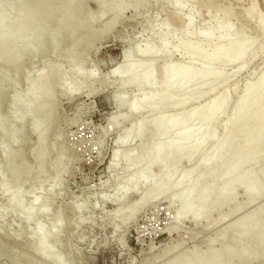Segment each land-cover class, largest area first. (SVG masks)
<instances>
[{"label": "rangeland", "instance_id": "374dc122", "mask_svg": "<svg viewBox=\"0 0 264 264\" xmlns=\"http://www.w3.org/2000/svg\"><path fill=\"white\" fill-rule=\"evenodd\" d=\"M74 1L62 12V0H0V33L5 34L0 39V264H176L184 254L197 252L204 257L209 249L218 253L214 264L219 263L221 250L232 242L230 227L263 208L264 193L222 217L230 205L223 204L211 213L198 211L189 200L172 199V192L178 176L185 172L192 178L204 177L196 188L200 190L223 169L221 162L208 166L205 162L214 154L211 148L220 139L242 91L264 69V35L257 37L252 30L259 19L264 21V0H212L221 10H233L231 31L254 41L255 55L240 72L236 66L224 71L215 66L216 71L224 72V81L202 98L194 94L197 85L208 80L215 85L216 80L200 75L201 79L182 93L181 100L186 103L177 107H159L142 99L160 94L162 67L188 66L191 62L180 54L153 64L132 57L135 47L140 48L137 51L158 47L161 27L182 37L181 22L174 14L175 0H151L146 6H137L132 0ZM120 2L128 8L104 31L114 20L111 8ZM183 6L185 12L190 4ZM252 6L255 13L247 24L244 20ZM101 10L104 13L96 18ZM219 14L221 18L223 14ZM194 17L193 31L208 27L210 16L205 10ZM183 44L188 48L203 44V39L197 36ZM169 46L173 48L175 42ZM200 61L201 57L194 60L197 71L202 68ZM137 64L142 70L154 67L153 78L158 84L152 88L125 84L127 75L124 70L122 76L118 72ZM42 74L46 75L43 92H31ZM222 91L228 93L229 105L208 126L212 138L189 161L182 159L173 167L176 175L166 194L138 205L158 177L135 191L128 180L144 168L143 163L138 168L133 163L134 158L139 160L140 143L149 145L155 139L137 138L134 133L123 144L117 139L131 124L145 128L159 115L167 118L197 110ZM117 97L123 102L117 104ZM133 101L141 107L137 115L128 113ZM116 114L121 117L110 123ZM232 128L230 136L236 130ZM173 135L167 132L161 139L165 142ZM226 148L221 152L228 155ZM128 154L132 157L125 159ZM259 157L257 163L240 167L237 174L263 167L264 153ZM191 186L187 183L185 187ZM239 190L235 203L240 204L245 196ZM210 194L208 208L213 206L214 195ZM251 243L247 240V246ZM231 258L235 259L234 253ZM241 264H264V256L249 257L248 263Z\"/></svg>", "mask_w": 264, "mask_h": 264}, {"label": "bare ground", "instance_id": "6f19581e", "mask_svg": "<svg viewBox=\"0 0 264 264\" xmlns=\"http://www.w3.org/2000/svg\"><path fill=\"white\" fill-rule=\"evenodd\" d=\"M132 1L137 6H146L151 0ZM62 2L61 11L67 12L68 9H70V6H72L71 3L73 4L75 1L62 0ZM98 4L101 5L102 1H98ZM186 4H188V7L190 4V7L187 11L183 12L185 8L183 5ZM125 7V4L120 2L111 8L110 12L113 14L114 20L109 24L110 26L107 25L105 27L106 29L104 31H108L111 25L118 21L119 15ZM127 8L128 7H126V9ZM173 8L175 16L181 22L182 32L180 33H182V39L177 36L178 34L174 35L172 32L170 33L165 29V27H161V32L159 31L160 28H158L159 41L157 48H154L155 46H146L144 49L137 51V49L140 48L135 47V52L132 53V57L137 59L141 58V60H146L150 64L155 63L157 60H165L173 54H180L191 62L188 66L175 64L173 66L166 65L162 67L161 79L160 82L158 81L161 90L160 94L158 93L156 96L155 94H152V96L149 94L147 98L145 97L142 99L144 103L156 104L159 107L161 105H172L177 107L183 105L184 102L186 103V101L181 100V95L187 87L195 84L196 81L198 82V78L201 79V77H199L200 75L206 77V79L214 77L216 82L215 85H213L208 80L201 85H197L194 94L199 98L210 95L220 86V84L223 83V71L225 68L236 66V71L240 72L244 69L248 59H253V56L255 55L253 49L254 41L248 42L245 40L244 37L246 36L244 34H242L243 37L240 34L233 33L234 31L230 26L231 19L233 18V10L230 12L229 7L228 9L225 8L224 10H221L212 0H175ZM254 9L255 6H252L246 13L244 21L246 23L248 22L247 24H249L248 20L253 16V13H255ZM202 10H205L208 13V16H210L209 22H207L208 27L202 29L200 32H195L193 31L194 29L192 30V27L195 24L193 18H195L194 16H196V14L201 13ZM103 13L104 11L101 10L96 18L101 17ZM219 13L223 14L221 18L218 16ZM252 30L257 37L264 35V21L259 19L256 24L252 26ZM197 36L203 39V44H197L188 48L184 46V40L193 37L195 38ZM4 37L5 34L1 32L0 39L2 40ZM173 41L175 42V46L171 48L169 44ZM214 43L217 45L214 46ZM137 46L139 47V45ZM200 57L202 68L197 71L198 69H195L194 60ZM71 63L73 62L70 61V64ZM218 65L222 66L223 71H216L214 69V67ZM137 66L128 65V67L125 66V68L120 69V71L124 70V74L127 75H124V77L126 76L125 84H134L138 87L151 86V88L154 84H158L155 81L156 78L153 75L154 72L152 73L154 67L150 68L151 66H149L142 70L140 68L143 66L141 67L138 64ZM144 66H147V64ZM119 68L120 66L118 69ZM120 71L118 73L122 76L121 73H123V71ZM77 77H82L80 71L77 73ZM45 78L46 75L42 74L37 83L31 88V92L36 94L43 92ZM203 79L205 80V78ZM169 90L173 91L169 92ZM227 94L226 91L220 92L203 107L197 110L192 109L185 113L172 114L167 118H163L158 114L160 117L158 116L157 118L151 119L146 124L144 123L146 126L145 128L142 126L139 127L138 123H136L131 124L125 131H123L122 136H120L121 138L117 139L118 144H123L133 133L137 138L155 139V141L153 140L154 142L149 143V145H145L146 142H141L138 147L139 153L137 152L140 156L138 154V156H136L137 158L139 157V160L133 157L134 167L138 168L140 167V164L142 166L143 163L144 168L141 171L139 170L140 172L138 173L135 172L136 174L132 175L128 180V185L131 187V190L135 191L138 186L145 185L150 178L158 177L157 184H154L155 186L150 187L141 195L138 205L145 204L153 196L158 197L166 194L169 190L167 188L168 185L176 175L173 167L182 159L189 161L194 152L199 153L202 151L206 140L210 137L212 138L213 135L208 130L210 129L208 126H211V123L222 114L221 112L229 105ZM117 98H119L116 99L117 104L123 102L120 97ZM133 102L134 103L129 104L128 113L137 115L139 114L138 110L141 107L138 106L135 101ZM254 102L257 104L254 105ZM120 117L121 116L117 114L113 115L110 119V123ZM182 121H184V123H182ZM236 123H238V127ZM224 124V130L220 139L215 142L211 148L216 155H211L214 158H211L210 156L205 162V166L212 164L214 161L221 162L223 164H221L223 169L219 170L218 173L216 171L217 174L214 172L213 174H215V176L212 175L214 176L213 179L210 182L203 184L200 190H196V188L201 184L203 180L202 178L204 177L200 178V176L192 178L190 176L191 174H188L189 172H185L178 176L175 189L172 192V199H178L179 197L178 200H189L198 211L211 213L213 210L219 209L223 204L230 205V208L225 211L222 217H226L231 213L236 212L239 208L247 206L253 201L255 195L264 193V165L263 167L249 169L241 176L237 174L240 167L246 164L251 165L258 161L260 159V152L264 153V69L258 72L257 77L252 84L244 88L240 98L232 108L230 117ZM234 124L237 128L234 127ZM200 125L203 128L196 131L195 128H197V126L200 127ZM232 126L236 130L231 137L230 134L232 133L230 132L232 131ZM149 128H151L152 131L149 132ZM167 132H173L174 135L170 140L163 142L161 137ZM225 147L228 149V155L221 152V150L224 152ZM7 153L6 155H3L7 156ZM128 156L130 157L131 155L128 154L125 156V159ZM228 164L231 165L224 168L225 165ZM154 170L156 171L155 175L153 174ZM187 183H191L192 185L189 189H187L188 187H185ZM125 189L128 190V186ZM239 189L245 196V202L240 204L235 203L236 193ZM212 192L214 195L212 198L213 206L208 208L207 203L211 197L210 193ZM121 212H123V210H121ZM133 212L134 211L131 209L129 214L132 215ZM262 215H264V207L259 209L253 215L238 220L230 227L232 231V242L228 246L226 245L225 248L223 247V250L220 252L222 259L217 264L248 263L249 257L255 259L264 256V219L262 218ZM25 216H21L23 221L27 220V217ZM247 240H251V247L247 246ZM232 253L235 254V259L231 258ZM217 256L218 253L213 252L211 249L207 251L204 257H201V255L199 256L197 252H192L181 256L176 264H214Z\"/></svg>", "mask_w": 264, "mask_h": 264}]
</instances>
